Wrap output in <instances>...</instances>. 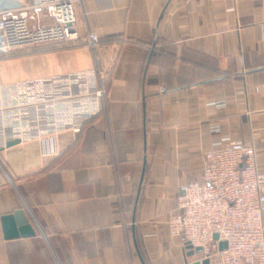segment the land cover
<instances>
[{
    "label": "crops",
    "instance_id": "0c3cea01",
    "mask_svg": "<svg viewBox=\"0 0 264 264\" xmlns=\"http://www.w3.org/2000/svg\"><path fill=\"white\" fill-rule=\"evenodd\" d=\"M74 10L79 46H40L39 70L0 86L94 70L101 110L76 133L43 139L30 120L25 139L0 144V264L204 259L167 219L223 137L251 141L264 173V0H75ZM16 210L33 235L5 236Z\"/></svg>",
    "mask_w": 264,
    "mask_h": 264
},
{
    "label": "built area",
    "instance_id": "2783aa9c",
    "mask_svg": "<svg viewBox=\"0 0 264 264\" xmlns=\"http://www.w3.org/2000/svg\"><path fill=\"white\" fill-rule=\"evenodd\" d=\"M74 2L35 0L0 10V54L56 40L74 44L79 37ZM97 40L90 34L88 46L93 49ZM97 77L83 70L0 86V144L25 139L33 121L42 123L36 134L43 139L78 132L101 110L105 88L97 86ZM43 152L48 153L44 146ZM204 160L201 178L179 187L167 219L170 235L199 248L203 258L217 256L221 264H264V173L257 168L254 144L223 137L218 148L204 152ZM221 241L226 247L220 250Z\"/></svg>",
    "mask_w": 264,
    "mask_h": 264
},
{
    "label": "rangeland",
    "instance_id": "374dc122",
    "mask_svg": "<svg viewBox=\"0 0 264 264\" xmlns=\"http://www.w3.org/2000/svg\"><path fill=\"white\" fill-rule=\"evenodd\" d=\"M79 40V37L78 39ZM76 44H72L69 42L64 41H52L47 43H37L32 45H26L19 48L13 49L9 52L10 55L7 57H3L0 59V79H19L25 78L28 73H34L35 71L39 70L38 61L32 60L33 57H37L38 55L42 54V50L39 48L40 46H49L50 44H59L60 48L64 47H77L78 41L75 42ZM86 48L90 51H93L88 45ZM59 49V48H56ZM8 54V53H6ZM1 54L0 57H2ZM29 57H32L29 59ZM3 61V62H2ZM105 77V85L108 84V74L106 71H103Z\"/></svg>",
    "mask_w": 264,
    "mask_h": 264
},
{
    "label": "water",
    "instance_id": "95a60500",
    "mask_svg": "<svg viewBox=\"0 0 264 264\" xmlns=\"http://www.w3.org/2000/svg\"><path fill=\"white\" fill-rule=\"evenodd\" d=\"M19 142L18 139L10 140L6 143V146H11L17 144ZM4 222V232L6 237H17L21 236H31L34 234V231L31 225L27 222V219L24 217L21 210H16L10 215H6L3 218ZM214 238H217V235H214ZM226 247V243L221 241L219 243V249H223ZM196 253H199L200 249H195ZM193 264H209V259L204 258L200 261H196Z\"/></svg>",
    "mask_w": 264,
    "mask_h": 264
}]
</instances>
